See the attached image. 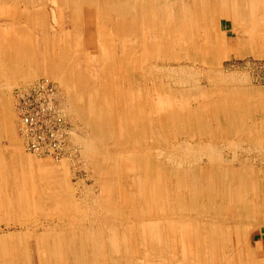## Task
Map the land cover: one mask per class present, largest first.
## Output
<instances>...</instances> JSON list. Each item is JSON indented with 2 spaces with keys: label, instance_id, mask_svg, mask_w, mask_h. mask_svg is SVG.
<instances>
[{
  "label": "rangeland",
  "instance_id": "rangeland-1",
  "mask_svg": "<svg viewBox=\"0 0 264 264\" xmlns=\"http://www.w3.org/2000/svg\"><path fill=\"white\" fill-rule=\"evenodd\" d=\"M148 1L158 11L174 10L172 20L156 19L147 28L142 18L140 32L168 45L135 60L147 76L136 68L123 77L126 102H117L114 79L133 61L129 51L122 60L111 51L128 47L129 32L107 49L84 35L80 45L56 46L55 34L62 37L63 29L22 22L25 32L45 31L41 36L53 39L46 56L36 51L39 58L29 45L24 70L0 71V264H213V254L217 264H226L237 254L238 239L264 264V0ZM120 2L136 3L139 11L146 6L143 0ZM178 8L190 25L180 13L174 19ZM13 25L0 20L2 27ZM82 29L74 26L72 33ZM73 47L78 55L57 60L56 49ZM22 48L12 49L21 54ZM31 68L38 71L28 75ZM61 68L71 70L69 82L82 101L52 74ZM40 79L56 87L57 115L25 131L20 95ZM139 93L145 100L141 123L165 111L174 120L143 125L132 135L129 100ZM185 108L196 109L199 118H178ZM34 109L36 119L44 114L40 106ZM119 111L125 115L121 138L116 125L100 119ZM44 137L52 150L35 153ZM134 151L145 157L134 161ZM148 163L153 173L145 169ZM183 226L191 235L186 246ZM239 261L247 264L246 256Z\"/></svg>",
  "mask_w": 264,
  "mask_h": 264
},
{
  "label": "bare ground",
  "instance_id": "bare-ground-1",
  "mask_svg": "<svg viewBox=\"0 0 264 264\" xmlns=\"http://www.w3.org/2000/svg\"><path fill=\"white\" fill-rule=\"evenodd\" d=\"M120 1L121 0H100V1L98 0V3L95 5L93 3V1H89V0H40V3L37 5L34 2V0H0V20H2L4 23H12V25L15 22V25H13V26H8V27L0 26V71H2L8 75L10 73V71H13V70H16L17 72L24 70V68H25L24 64H27L26 60L29 59V57L31 55V52L28 51L30 49L29 45L33 44L34 46L37 47V48L34 47L35 52L33 53V57H38V53L36 52L38 50H39V52L40 51L42 52V53L40 52V54L42 56L47 55L46 45L48 44V41L50 39H53V38H51V36H48V35L41 36V34H44L45 31H42L41 34L39 32L37 34L33 33V32L32 33L31 32H25V30H24L25 24L22 22H25L26 24L30 23L31 25L33 22H34V25H36L37 23H39L40 25H42V23L51 25V23L53 22L54 26L56 27L55 31H59V30L63 29L62 33L66 32V34L62 35V37L58 33L55 34L54 43L56 44V46L58 44H60L59 41H61L62 45H65V44L69 45V46H74L75 44L80 45L78 42L83 41V38L85 37L87 42L94 43L98 46L100 44H103L104 46H106L105 48L107 49L108 45L113 46L114 44H118L120 36H122V34L127 31V32H129V35H127L125 37L128 39V43H127L128 47H122V45L120 44L119 48H115L114 51H111L115 54V57L119 60L125 59L126 53L129 51L130 59H131V61H133L130 66H134V67L129 66V68L127 69V67L125 66V71L124 72L117 71L115 79H114L115 95H117V100H118L117 102L118 103H120L122 101L126 102V96L127 95H125L124 87L122 85L123 84L122 82L124 81L123 77H125L127 74H133V75L136 74V72L133 71V70L136 71V68L138 70L137 72H143L142 71L143 68L140 67L139 64L137 65L138 61H135V60L138 59L139 55L145 57V59L152 57V55H153L152 51H155L158 48L163 49L168 45V41L166 39H164V38L159 39L156 36H152L151 35L152 33H147V34H143V35L141 34L142 32H140L141 31L140 23L142 22V18H143L144 22L148 23L147 28H149L148 26L155 24L156 19H157V21L163 20L164 23H166L165 21L172 20L171 17H172V13L174 10H171V9L167 10L165 8H162L161 11H158L157 9H153L150 6L149 7L147 6L149 4L148 0H143L144 3L143 2L142 3L145 4L146 6H144V9L142 11H139L140 9L137 7L136 3L135 4H129V3L120 2ZM87 9H88V13L90 14L88 16L85 15L86 14L85 11ZM181 11H183V10H179V8L177 9V13L173 16L174 19L178 20L179 13H180V21L190 25L192 22L191 18L188 16L186 18L183 17L181 14ZM77 12H78V15L75 16V14ZM141 12L144 13V16H142V17H140ZM156 15H158V16H156ZM15 18H17L16 21H14ZM74 19H79V22L77 24H74ZM201 19L205 20L206 17L204 15H202ZM138 20L140 22H138ZM80 25H83V29L79 33L73 34L72 31H73L74 26L79 27ZM43 29H46V28H43ZM151 29H153V27ZM135 31H136V34H137V32H140L139 35L137 34L138 39H139L137 42L133 41V39H135V37H136V36H133V33ZM49 34H50V32H49ZM83 35H84V37H83ZM160 35L163 37V35L161 33H160ZM75 39H77V40H75ZM92 40L95 42H92ZM50 42H51V40H50ZM16 46H23V48L20 49V51L22 52L21 54L20 53H18V54L14 53V50L12 48L16 47ZM8 47H10L11 49H8ZM74 48L75 47L70 49V52H64V51L60 50V48L56 49V54L58 55L57 60H59V61L64 60L65 55L66 56L70 55V60H71L72 54L75 51V50H73ZM75 53L77 55L79 54V53H77V51H75ZM33 57H31L32 60L34 59ZM67 59L69 60L68 56H67ZM117 63H118V60H117L116 64ZM65 69L66 70H62V68H61L60 71H59V69H57L55 72H52V74H54V77L59 78L61 80V82L69 89L70 94H74L73 92H75V94H77L78 92L76 91L75 86L69 82L70 78H71V75H70L71 70L69 71V68H65ZM34 71H38V70H33L31 68L30 71L28 72V75H30ZM1 74H3V73H1ZM142 74L144 76H147V74H145L144 72ZM13 80H15V79H13ZM71 80H72V78H71ZM134 93H137V92H134ZM77 96H78V100L82 101V95L77 94ZM129 104H130V108H131L129 110L132 114V117L130 120L132 127L129 128V131L132 135L137 136L140 133L141 126H143V125H148L151 127L152 126L151 124H153V122L155 123V121H158L161 123H166L167 121L174 120L171 117L170 112L165 111V113L161 112L157 117H155L153 119L149 118L147 122L141 123L140 122V116L141 115H140V112L138 110L140 108L144 107V105H145V100H144V97L141 93H139V95H136V94L131 95V98L129 100ZM203 105H204V103L202 105L197 106L199 112H200V109L202 108ZM101 107H105L108 109L109 106H107L106 103H101ZM109 109H110V107H109ZM186 110H188V108H185V110L182 111L183 113H181L178 118L184 119L186 116L189 118L191 116H193V117L197 116L196 118L197 119L199 118L198 116L200 113L198 114L196 109L192 113H190L189 111L187 112ZM104 117H105V120L103 119L102 116L100 117L102 123H104V125H108V126L111 123L116 125V127H117V128L115 127L116 133L121 138L122 137L121 134H123V127L125 125L124 112L121 113L119 111L118 113L116 112L113 114H111V113L108 114L107 112H104ZM106 128H107V126H106ZM182 128H183V126H182ZM162 131H163V129H162ZM163 139L166 140L165 138H163ZM108 140H110V139H108ZM130 155L134 161H137L138 160L137 158H139L141 156V154L138 151H134V153H132ZM148 155L151 156V152H149ZM109 157L110 156H108V155L104 156V161L106 163H110L111 159ZM143 157H145V156L142 155L141 158H143ZM144 167L147 170V172L153 173V170H156V169H153V165H150L149 163L146 164V166H144ZM202 172H204V171H202ZM177 181H178V179H177ZM184 182H183V184H184ZM178 186H179V183H178ZM148 188H149V186H146L144 188L145 192H147V193H148ZM187 189H188V187H187ZM234 189H233V192H234ZM261 190H263V189H261ZM228 193L232 194V191L228 192ZM231 194H228L229 195L228 197H230ZM236 194L234 195V197L236 196ZM225 195H227V194H225ZM237 195H239V197L245 196L242 192H238ZM37 198H38V196H37ZM247 198H249V197H247ZM254 198H255V196H254ZM181 205H182V208H184V204L181 203ZM210 205H212V204H210ZM217 206H219V205H217ZM212 207H213V205H212ZM258 210L259 209H257V211ZM215 219H217V218H215ZM0 220H1V218H0ZM217 221H218V219H217ZM57 236L58 235L55 233L52 236L54 238V240L56 239L55 241L58 240ZM145 236L149 239L150 243H153V239L151 238V236H148L147 234H145ZM190 236L191 235L189 234V232L186 231L185 226H183L182 237H183V244L185 246L187 245L186 241H187V239L190 238ZM251 237H253V236L251 235ZM7 240L8 239H3V241H2V242H4V245H6V246L8 244H10V242ZM109 240H110V246H111L112 250L117 249L116 240H113V239H109ZM244 243H247V242L244 241ZM57 244H58V242H57ZM37 245L39 246V244H37ZM245 246L246 245H244L242 248L241 241H239V239L236 240V248L235 249L237 250L236 251L237 254H235V256H233L232 258L226 260L227 261L226 264H232V263L242 264V263H240L239 259L245 258V256L247 258V264H257L254 260V254L250 253L249 249L246 250ZM214 248L216 250H218V247L216 245ZM212 262H213V264H217V262H218L217 254H215V255L213 254ZM34 263H35V260H34ZM220 263H222L221 260H219V264Z\"/></svg>",
  "mask_w": 264,
  "mask_h": 264
},
{
  "label": "built area",
  "instance_id": "built-area-1",
  "mask_svg": "<svg viewBox=\"0 0 264 264\" xmlns=\"http://www.w3.org/2000/svg\"><path fill=\"white\" fill-rule=\"evenodd\" d=\"M33 91L29 90L27 92H22L20 96V104L22 111V121L24 125V130L29 131L33 125H38L39 123H48V115L55 116L58 102V93L56 92L55 85L46 79H40L32 85ZM35 91V94L32 92ZM37 106L43 109L44 114L40 118L36 119L34 112ZM49 136V135H48ZM41 144H35L36 152H47L52 150L51 143L48 142L47 138H43Z\"/></svg>",
  "mask_w": 264,
  "mask_h": 264
}]
</instances>
